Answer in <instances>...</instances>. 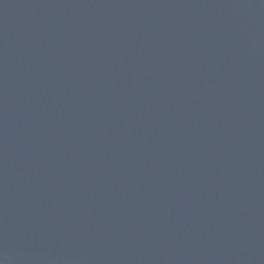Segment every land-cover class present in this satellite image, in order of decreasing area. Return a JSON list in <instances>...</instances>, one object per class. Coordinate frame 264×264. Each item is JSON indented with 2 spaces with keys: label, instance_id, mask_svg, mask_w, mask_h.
I'll return each instance as SVG.
<instances>
[{
  "label": "water",
  "instance_id": "1",
  "mask_svg": "<svg viewBox=\"0 0 264 264\" xmlns=\"http://www.w3.org/2000/svg\"><path fill=\"white\" fill-rule=\"evenodd\" d=\"M0 264H264V0H0Z\"/></svg>",
  "mask_w": 264,
  "mask_h": 264
}]
</instances>
